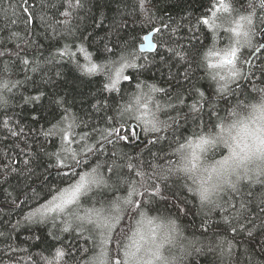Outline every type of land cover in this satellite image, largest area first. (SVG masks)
Masks as SVG:
<instances>
[{"label":"trees","instance_id":"1","mask_svg":"<svg viewBox=\"0 0 264 264\" xmlns=\"http://www.w3.org/2000/svg\"><path fill=\"white\" fill-rule=\"evenodd\" d=\"M20 2L0 0V53H3L0 56V69L7 65L8 71L4 76L15 85L10 91L2 93L7 103L0 105V264H46V261L55 260L58 250L67 253L63 264H81L92 255L91 246L84 239L77 238L75 232H63L64 225L59 221L55 225L51 222L39 224L25 221V216L44 202L48 185L60 183V177L55 169L48 167L50 161L44 154L45 151L54 150L53 138L46 137L45 132L60 120L63 113V107L53 100L57 96L66 100L64 107L87 124L84 131L96 135L92 130L108 127L105 117L115 116L117 105L130 102L134 89H125L123 93L101 92L102 77L84 76L73 64L63 61L49 63L50 53L54 54L57 48L74 42L88 47L97 63L104 62L95 60L97 55L118 59L121 53L135 52L138 56L147 57L150 63L143 59L138 61L145 65L139 69L140 79L154 83L168 93L154 94L167 111V114L158 113L161 120L171 123L169 117H176L179 111L180 126L173 125L176 128L175 139L190 135L192 130L199 131L198 123L210 124L215 121L214 107L219 116L224 117L229 109L241 102H256L259 99L256 89L264 88V72L260 70L264 57L257 58L242 49V59L249 61L242 64L246 77H241L239 87L232 85L234 94L226 96L224 101H217L215 83L206 78L204 71L197 68L195 63L199 55L206 51L195 37L208 45L211 40L205 38L206 29L201 33L193 28L197 18L208 12L213 0H80L79 5L73 0L69 17L61 14L69 10L65 0H34L36 19L27 28L23 23ZM61 4H64L63 8ZM41 15L48 18L52 27L41 23ZM14 20L16 23H12ZM57 20L61 23H56ZM66 20L68 23H63ZM164 25L168 27L164 28ZM155 27L162 29L160 34L153 33L154 43L160 42L159 55L155 50L140 52L138 46L143 36ZM13 32L18 35L14 36ZM106 47L112 48L113 53H106ZM168 47L187 54L188 59L193 61L191 66L186 61H180L178 56H171ZM23 59H28L31 66H24ZM80 62L84 63L82 57ZM33 68L36 70L33 71ZM249 68L251 72H247ZM186 72L190 74L189 80H185ZM57 73L60 75L57 76ZM193 84L215 103L206 105L199 119L189 118L185 122L187 107L177 104L176 109H171L167 105L174 102L177 96H182L190 104ZM41 92L44 95L39 103L26 102L25 98ZM102 96L106 98L103 102L112 107L98 112L96 108L102 103ZM129 123L141 132L142 140L146 139L135 120ZM161 135L165 138L155 146H148L151 152L143 145L134 149L123 143L115 146L106 144L105 154L100 155L99 159L92 157L89 163L94 166L106 162L105 167L113 160L125 163L120 157L127 153L134 162L137 157L142 160L143 168L150 172L149 165L165 166L169 160L175 159L172 155L175 144H172L171 130ZM59 144V138H56L55 148ZM112 152L117 155L112 156ZM120 171L125 174L127 169ZM160 183L169 201L153 204L151 207L155 210L149 215L175 218L171 201L177 199L189 201L188 207L192 210L186 217L181 216L177 220L183 239L178 240L168 253L177 257L176 264H264V212L260 210L264 207V185H242L241 193L232 199L236 209H239L241 201L247 206L240 222L245 224L246 229L252 230V237H249L246 231L232 233L230 225L224 221V217L233 215L236 209H216L204 217L198 201L184 189V181L179 176H169ZM202 219L206 221L203 226ZM248 220L252 223H248ZM204 228L208 231L204 232ZM233 236H236L233 241L236 247L232 249V254L221 255L217 244L221 240H231ZM192 240L199 241L197 246L201 247V251L188 247V242ZM86 247L90 250L84 253Z\"/></svg>","mask_w":264,"mask_h":264},{"label":"snow or ice","instance_id":"2","mask_svg":"<svg viewBox=\"0 0 264 264\" xmlns=\"http://www.w3.org/2000/svg\"><path fill=\"white\" fill-rule=\"evenodd\" d=\"M65 3L69 10L61 14L69 17L73 0H65ZM79 3L80 0H75L76 5ZM19 7L27 28L36 19V4L34 0H21ZM39 19L42 24L52 27L47 17L41 15ZM56 23L61 21L57 20ZM193 28L201 33L207 30L205 38L211 40L210 45L194 34L206 49L195 63L197 68L204 71L206 78L215 83L216 100L224 101L226 96L234 94L232 85L239 87L241 77H246L242 64L249 61L242 59L241 50H247L249 55H256L257 58L264 57V0H213L208 12L197 18ZM153 31L162 33L160 27H155ZM221 31L226 36H222ZM13 35L18 33L13 32ZM143 39L141 47L153 49L159 55L160 42L153 43L155 36L153 40L148 36ZM167 51L171 56H178L180 61H186L189 67L193 63L185 53L171 47ZM105 52L113 53V49L106 47ZM50 55L49 63L63 61L73 64L84 76L102 77L101 92L112 94L134 89L130 102L117 105L115 116L105 117L108 127L92 130L96 135L84 131L87 124L64 107L66 100L59 96L53 100L63 107V113L60 120L45 132L46 137L53 138L54 150L45 151L44 154L50 161L48 167L55 169L60 177V183L48 185L44 202L34 207L25 216V221L39 224L51 222L54 225L59 221L64 225L63 232H75L77 238L84 239L91 246L92 255L81 264H176L177 257L168 253L178 240L183 239L177 220L192 211L188 207L189 201H171L175 218L149 215L155 210L151 207L153 204L169 201L160 183L169 176L176 175L184 181V189L198 201L204 217L216 209H236L232 199L241 193L242 185H264V88L256 89L259 93L256 102H241L229 109L224 117H220L214 107L215 121L210 124L198 123L199 131L192 130L190 135L175 139L176 128L173 125L180 126L179 111L176 117H169L171 123L161 120L158 113L167 114V111L154 94L168 93L156 84L140 79L139 69L145 65L138 61L143 59L150 63L147 57L138 56L135 52L121 53L118 59L97 55L95 60L104 61L97 63L88 47L74 42L57 48ZM81 57L84 63L80 62ZM22 64L31 66L28 59H23ZM260 70L264 72V64ZM7 71V65L0 69V105L7 103L2 93L15 86L5 78ZM247 72H251V68ZM189 79L190 74L186 72L185 80ZM43 95L41 92L25 99L26 102L39 103ZM100 99L102 103L96 108L98 112L112 107L103 102L105 97ZM189 99L192 101L190 104L182 96H177L174 102L168 103L167 108L176 109L177 104L187 107L184 113V121L187 122L189 118L199 119L204 107L215 103L196 84L192 85ZM130 120L137 122L146 139H141V132L132 127ZM170 130L172 144H175L172 151L175 159L169 160L165 166L149 165V172L143 168L142 160L137 157L134 162L127 153L120 157L125 163L113 160L107 167L106 162L94 166L89 163L92 157L99 159L100 155L105 154L106 144L115 146L123 143L134 149L143 145L151 152L148 146H155L165 138L161 134ZM56 138L60 141L58 148H55ZM116 155V152H112V156ZM121 169H127V172L121 174ZM113 177L116 179L113 180ZM246 207L241 201L239 209L233 215L225 216L224 221L230 225L232 233L246 231L252 237V230L246 229L245 224L240 222ZM260 210L264 212V207ZM247 222L252 223L251 220ZM204 223L206 221L202 219L201 225ZM207 231L204 228V232ZM235 239L236 236H233L231 240H221L217 244L221 255L232 254V249L236 247L233 243ZM198 244L199 241L192 240L188 242V247L199 252L202 249ZM89 250L86 247L83 252ZM66 254L64 250H58L55 260L46 261V264H63Z\"/></svg>","mask_w":264,"mask_h":264},{"label":"water","instance_id":"3","mask_svg":"<svg viewBox=\"0 0 264 264\" xmlns=\"http://www.w3.org/2000/svg\"><path fill=\"white\" fill-rule=\"evenodd\" d=\"M153 31H150L149 33H146L144 36H143V38L145 37V36H148V38L150 39V40H153ZM142 38V42L139 44V46H138V50L140 51V52H142V53H145V52H153L154 50L153 49H149V48H146V47H141V45H143L144 44V39ZM153 43H154V41H153Z\"/></svg>","mask_w":264,"mask_h":264},{"label":"rangeland","instance_id":"4","mask_svg":"<svg viewBox=\"0 0 264 264\" xmlns=\"http://www.w3.org/2000/svg\"><path fill=\"white\" fill-rule=\"evenodd\" d=\"M221 34H222V36H226V34H223L222 31H221ZM224 42H225V43L227 42L226 39L224 40ZM162 108H163V107H162Z\"/></svg>","mask_w":264,"mask_h":264}]
</instances>
